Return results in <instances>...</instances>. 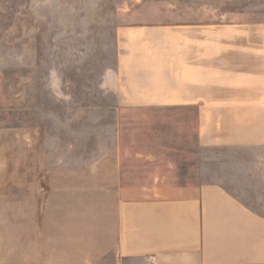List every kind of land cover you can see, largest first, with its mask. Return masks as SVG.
Listing matches in <instances>:
<instances>
[{
	"label": "rangeland",
	"instance_id": "1",
	"mask_svg": "<svg viewBox=\"0 0 264 264\" xmlns=\"http://www.w3.org/2000/svg\"><path fill=\"white\" fill-rule=\"evenodd\" d=\"M186 25L236 26L244 37L258 25L261 38L264 0H0L4 258L15 238L21 256L26 230H42L47 215L52 236L60 225L75 232L73 216L105 200L98 187L118 172L132 188L186 186L233 180L228 162L250 161L199 148L196 115L115 110L122 41L132 54L169 55L171 30Z\"/></svg>",
	"mask_w": 264,
	"mask_h": 264
},
{
	"label": "crops",
	"instance_id": "2",
	"mask_svg": "<svg viewBox=\"0 0 264 264\" xmlns=\"http://www.w3.org/2000/svg\"><path fill=\"white\" fill-rule=\"evenodd\" d=\"M234 27H177L169 55L132 54L122 41L115 105L196 115L199 148L251 152L228 162L234 179L132 188L118 172L98 187L105 200L73 216L75 232L60 225L52 236L47 215L26 230L21 256L18 238L10 259L0 240V264H264V33Z\"/></svg>",
	"mask_w": 264,
	"mask_h": 264
}]
</instances>
